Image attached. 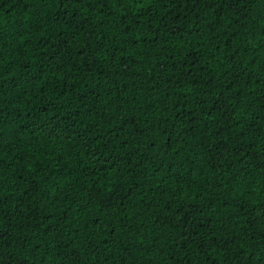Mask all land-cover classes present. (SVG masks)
<instances>
[{"label":"trees","instance_id":"16d2710c","mask_svg":"<svg viewBox=\"0 0 264 264\" xmlns=\"http://www.w3.org/2000/svg\"><path fill=\"white\" fill-rule=\"evenodd\" d=\"M16 2L17 0H0V100L3 101L0 105L3 107L0 116L3 121L0 125L2 132L0 140L4 145L0 148V159L4 161L0 166L2 173L0 195L5 199V211L18 213L19 209L16 206L27 207L24 208L25 217L20 218V222L26 227L16 230L15 242L4 249L5 257L19 258L21 254L27 255L29 264H49L55 257L62 264H72L73 257L67 255V249L60 248L52 239L57 232L61 239H69L66 229L46 231L43 224L34 227L41 210H46V214H53L56 218L68 209V218L74 229L80 227L83 221L90 219L91 216L99 217L101 223L89 224V229L100 230L102 225L108 227L109 225L105 224L106 219L110 220L111 224L122 222L118 221L109 209L99 211V204L93 207L89 202L90 181L95 179L91 173L100 166L95 163V158L90 156L88 151L73 146L77 144L79 137L73 136L71 140L68 139L69 133L75 129L80 119H83L84 125L90 129L89 136L95 133L104 140L112 141L107 149L101 147L97 155L103 153L101 160L110 156L113 162L118 161V168H123L128 162L126 157L137 145L143 151L146 135L155 137L157 148L164 143V137L159 134L158 129L146 133L147 126L154 125L157 118H167L170 123L176 120L178 130L188 129L179 139L173 137L175 151L165 149L167 155L163 157V167L154 172L151 163L148 164V172L136 181L142 187H136L132 180L139 169L126 174L128 182L118 194H123L128 190V184L133 183L132 195L123 202L129 223L133 226L132 230L128 232L117 229L118 235L115 239L109 240L107 251L102 250L99 256L89 253L87 264H124V259L129 253L140 255L144 260L151 259L152 264H168L167 249L160 254L155 251L138 252L137 249L140 247V238L145 235L151 238V225L158 215L157 206L163 207L165 201L170 198L180 204H189L198 197L195 202L201 207L211 202L210 208H204L203 221L209 229L220 228L221 224L217 221L221 220L234 202L229 196L239 195L252 211L261 210L264 202V183H261L259 178L253 184L241 180L245 173H236V169L241 165L235 162L232 156H228L229 160L234 161L230 171L227 170L228 165L225 169L216 167L215 161L209 166L198 147V142L203 137L197 135L195 129L202 128L207 123L209 132H212L220 126L216 124L218 119L221 125L227 128L229 123L235 121L238 113H243L249 124L264 128V83L258 82L254 75L249 78L255 69L264 65L262 27L264 20L261 19L264 16V0H257L253 5L250 19L254 18V21L249 23L239 36L232 39L231 43L221 42L219 39L210 42L209 29H203L202 32H192L191 36L185 32L183 39L179 38L181 33L176 35L168 33L165 35L167 42L157 44L156 47L142 45L147 48L148 55L137 57L143 61L139 66L151 68L153 64L164 63L171 67L175 63L177 71L190 70V75L184 78L183 90H175L162 103H159V100L163 94L159 93V90L156 94L150 93L147 86L133 85L127 79L114 82L107 69L104 76L88 73L86 83L79 85L71 78L74 76L78 81L85 75L83 71L79 73L74 71L78 64L67 66L65 69L67 76L53 75L49 71L41 74L39 68L43 66L44 61H51L57 50L53 45L58 44V28L57 26L49 28L45 25L37 31L33 27V21L38 17L43 18L48 9L37 5L35 10L28 8L25 11L23 6H16ZM203 23L208 21L205 20ZM112 27L116 30L115 25ZM201 36L203 43L200 41ZM59 39L67 37L60 36ZM77 41L83 43L79 36ZM103 42L107 46L108 41ZM68 43L71 45L72 41L69 40ZM210 43L215 45L214 48H209L213 53L211 56L201 55L199 63L195 65L192 62L187 66L183 64L184 57L190 49H199L203 53L204 48ZM234 47L240 50V56L236 57L237 60L241 58L243 60L240 67L247 68V72L240 74L238 80L232 76ZM169 56L172 59H169ZM83 59L84 57H81V60ZM157 72H160L159 68ZM37 75L40 76L39 79H36ZM197 80L198 83L195 82ZM230 80L233 82L229 83ZM217 101L222 103L223 107H220ZM149 103H158V106L154 109L147 108ZM128 110H131L129 114L135 113L136 124L122 125L121 121ZM205 110L211 113L210 116L202 115ZM177 112L180 113V119H176ZM187 112L193 115L191 117L185 115ZM84 125L80 126L81 132L85 130ZM228 134L227 131L222 132V136ZM222 136L211 139L220 140ZM244 139L247 143L251 137ZM124 140L128 141L127 146L121 143ZM261 147V134H257L254 141L256 151L244 157V164H250L249 170L253 176L257 175L256 169L259 165L264 164ZM152 152L155 153L156 149ZM175 152H179L176 161H185L184 167L179 170L169 164V158ZM21 155L25 159L21 160ZM153 159L159 161L161 157L159 155L153 157L150 154L149 161ZM136 163L137 159L133 156L131 165L135 166ZM220 172L223 173L222 178L217 175ZM21 176L23 179H20ZM189 180L192 181L191 184L186 182ZM218 182H223L226 193L221 200H217L215 195L220 191ZM236 185L245 186L248 194L236 190L232 193L227 192L230 186ZM37 186L39 191L35 190ZM222 200L226 202L227 207L220 206ZM172 207L176 208V205ZM105 213H108L107 217ZM119 215L123 216L124 212H120ZM236 219L241 221L236 225L237 228L250 227L243 223L244 217ZM69 221L64 223L67 224ZM137 228H139V235L135 237L137 247H133V236L137 233ZM21 232L29 236L34 235L33 244L39 240V251L26 252L20 248L18 238ZM77 243L79 244V241ZM101 247L103 249V246ZM144 247H147V241ZM80 254L83 260L85 256L83 249Z\"/></svg>","mask_w":264,"mask_h":264},{"label":"snow or ice","instance_id":"6c2138e0","mask_svg":"<svg viewBox=\"0 0 264 264\" xmlns=\"http://www.w3.org/2000/svg\"><path fill=\"white\" fill-rule=\"evenodd\" d=\"M256 3L257 0H17L16 6H23L25 11L28 8L35 10L37 5L47 8L48 11L45 12L43 18L38 17L33 21V27L37 31L44 28L45 25L49 28L53 26L58 28V44L53 45L57 50L51 61H44L43 66L39 68L41 74L49 71L53 75L67 76L68 73L65 72L67 66L78 64L74 71L77 73L83 71L85 75H82L78 81L74 76L71 78L74 83L79 85L86 83L88 73L104 76L105 69H107L114 82L116 80L122 82L127 79L133 85L147 86V91L150 93L156 94L159 90V93L163 94L162 99L159 100V103H162L175 90H183L184 78L190 75V70L187 72L177 71L175 63L171 67L164 63L153 64L151 68L139 66L143 64V61L138 60L137 57L148 55L147 48L142 45L156 47L157 44L167 42L165 35L168 33L172 35L181 33L179 38L183 39V33L186 32L191 36L192 32H202L203 29H209L210 42L219 39L221 42L231 43L232 39L239 36L241 31L254 21V18L250 19V13ZM261 19L264 20V16ZM205 20L208 23H203ZM113 25L116 26V30H113ZM60 36H65L67 39L60 40ZM77 36L83 41L82 44L77 41ZM94 37H96L95 40ZM109 37H111L110 40ZM69 40L72 41L71 45L68 43ZM89 41L93 43H89ZM103 41H108L107 46ZM200 41L203 43L202 36ZM214 47L215 45L210 43L204 48L203 53L199 49H190L184 57L183 64L187 66L189 62L194 65L199 63L200 56L204 54L211 56L213 53L209 51V48ZM172 50L174 51V49ZM233 53L232 76L233 79L238 80L240 74L247 72V68L240 67L243 63L242 58L236 59L240 56V50L234 47ZM81 57L84 59L81 60ZM168 58L172 59L171 56ZM157 68L160 69V72H157ZM253 75L258 82L264 83V65L255 69L249 78H252ZM39 78L40 76L37 75L36 79ZM232 82V80L229 81V83ZM13 83L15 84V81ZM133 99H135L134 96ZM12 102L15 103V101ZM217 103L220 102L217 101ZM2 104L3 101L0 100V105ZM157 106L158 103H149L146 107L154 109ZM220 107H223L222 103H220ZM130 112L131 110H128L124 114L122 125L136 124L135 113L129 114ZM2 113L3 107H0V116ZM210 114L207 110L202 113L204 116H210ZM185 115L191 117L193 114L187 112ZM176 119H180L179 112L176 113ZM2 123V118H0V125ZM30 123H35V121H30ZM216 124L220 126L212 132H209L207 123L202 128L195 129L197 135L203 137L198 142V147L209 166H212V162L215 161L216 167L225 169V166L228 165L227 170L230 171L234 161L229 160L228 156H232L235 158V162H239L241 165L236 169V173H245L241 180L253 184L259 178L261 183H264V164L259 165L256 169V176H253L252 171L249 170L250 164H244V157L250 152L256 151L254 141L257 134H261L262 147L260 151L264 154V128H257L253 124H249L244 119L243 113H238L235 121L229 123L227 128L221 125L219 119ZM81 125H84L83 119L77 121L75 129L69 133L68 139L71 140L73 136L79 137L77 144L73 146L88 151V154L95 158V163L100 166L98 170L91 173L95 179L90 181L89 202L93 204V207L99 204V211L109 209L112 215L122 222L111 224V221L106 219L105 224L109 225L108 227L102 225L100 230L89 229V224L101 223L99 217L91 216L90 219H85L80 227L74 229L68 218V209H65L56 218L53 217V214H46V210H41L34 227H40L43 224L46 231L66 229L69 239H61L59 232L52 239L60 248L67 249V255L73 257L72 264H87L89 253L99 256L102 250L107 251L109 240L115 239L118 235L117 229L131 232L133 226L129 223L123 202L132 195L133 183H136L148 172L149 163H151L154 172L163 167V157L167 155L165 149L175 151L173 137L179 139L188 130L185 128L178 130L176 120L170 123L167 118H157L154 125L147 126L146 133H152L158 129L159 134L164 137V143L157 148L155 137L146 135L143 141V151L137 145L126 157L128 162L123 168H118V161L113 162L110 156L101 160L103 153L97 155L101 147L107 149L112 141L104 140L102 136L95 133L89 136L90 129L87 125H84L85 130L81 132ZM225 131L229 134L222 136V132ZM205 133L208 135L205 136ZM221 136L220 140L211 139ZM245 137H251V139L246 143ZM121 143L127 146L128 141L124 140ZM3 146V141L0 140V148ZM93 148L96 151H89ZM153 149H156L155 153L152 152ZM150 154L153 157L159 155L161 159L149 161ZM176 155H179V152H175L169 158V164L179 170L184 167L185 161H176ZM133 156L137 159L135 166L131 165ZM20 159L23 160L25 157L21 155ZM3 163V159H0V166ZM136 169L140 171L132 178L133 183L128 184V190L123 194H118L124 184L128 182L126 174L134 172ZM217 175L222 178L223 173L220 172ZM20 179L23 177L21 176ZM186 182L192 183L190 180ZM218 185L220 191L215 195L217 200H221L226 193L223 182H218ZM136 187L139 188L142 185L136 183ZM35 190L39 191V186ZM234 190L243 191L245 195L248 194L246 187L241 185L230 186L227 192L232 193ZM202 191L203 189L200 190L201 193ZM196 199L198 197L189 204H180L170 198L165 201L163 207L157 206L158 215L151 225V238L149 239L147 235L140 238V247L137 251H155L160 254L167 249L168 264H194V261L195 264H264V202H262L261 210L254 212L239 195L229 196V199L234 202L228 212L221 217V220L217 221L221 224L220 228L209 229L203 221L204 208H210L211 202L201 207L195 202ZM116 201L120 203H116ZM20 203L23 205V201ZM4 204L5 199L0 195V264H29L27 255L21 254L19 258H7L4 254L5 247L15 242L16 230L26 227L24 223L20 222V218L25 217L24 208L27 206H16L19 209L17 213V211H5ZM174 204L176 208L172 207ZM220 206L227 207V204L222 200ZM120 212H124V215L120 216ZM105 216L107 217L108 213H105ZM241 216L244 217L243 223L250 227H236L241 223L236 217ZM64 221L69 222L65 224ZM221 221L227 222L222 223ZM136 235H139V228L133 236V247H137ZM18 239L20 248L26 252L39 251V240L35 244L32 243V240L35 239L34 235L29 236L21 232ZM145 241H147V247H144ZM81 249L85 253L83 260L80 254ZM125 251H127L126 247ZM49 264H62V262L53 257ZM124 264H152V260H144L140 255L129 253L124 259Z\"/></svg>","mask_w":264,"mask_h":264}]
</instances>
